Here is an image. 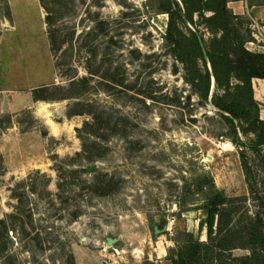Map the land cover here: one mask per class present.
Returning a JSON list of instances; mask_svg holds the SVG:
<instances>
[{
    "label": "rangeland",
    "instance_id": "1",
    "mask_svg": "<svg viewBox=\"0 0 264 264\" xmlns=\"http://www.w3.org/2000/svg\"><path fill=\"white\" fill-rule=\"evenodd\" d=\"M44 1L49 26L40 0H0V264H160L176 231L206 238L200 197L177 204L196 167L247 196L237 222L264 220L262 158L240 147L256 196L227 125L163 44L166 14L148 0ZM72 79L86 81L79 105L59 99ZM43 86L53 98L35 100Z\"/></svg>",
    "mask_w": 264,
    "mask_h": 264
},
{
    "label": "trees",
    "instance_id": "2",
    "mask_svg": "<svg viewBox=\"0 0 264 264\" xmlns=\"http://www.w3.org/2000/svg\"><path fill=\"white\" fill-rule=\"evenodd\" d=\"M229 1L148 0L146 6L155 14L167 15L162 34L164 46L169 55L181 64L182 77L192 93L201 103L208 104L210 100L216 114L227 125L230 141L239 148L248 191L258 196L259 191L251 181V166L240 147H246L261 156L264 183V119L260 117V103L254 97L252 86L254 78H264V52L247 48L248 42L255 41L253 33L256 31L252 29L251 19L247 15L233 12L228 6ZM40 4L46 12L45 24L49 26L53 22L51 13L44 0H40ZM184 17L194 29L186 25ZM205 32L209 34L208 38ZM47 33L52 41L48 27ZM85 84L84 79H72L68 87L71 91L59 99L76 98L74 105H79L81 100L78 99L84 94L82 86ZM48 90V86L35 89L34 99H52L45 94ZM83 112L75 111L70 115ZM84 125H88V122ZM242 137L248 139L243 140ZM185 187H191V192L177 204L186 211L189 210L185 207L187 204L196 203L193 201L194 196L200 197L201 203L197 208L204 211L205 217L200 221L199 228L200 231L205 230L206 238L202 240L189 230L176 231L169 237L174 245L167 248L166 259L171 264H264L262 216L260 213L250 215L245 211L241 212L242 220H235L240 212L235 203L245 201L246 195H226L216 186L213 175L202 167L192 170L190 181L185 182ZM262 192L264 194V189ZM0 224H4V221L1 220ZM234 249H243L247 253L234 255Z\"/></svg>",
    "mask_w": 264,
    "mask_h": 264
},
{
    "label": "crops",
    "instance_id": "3",
    "mask_svg": "<svg viewBox=\"0 0 264 264\" xmlns=\"http://www.w3.org/2000/svg\"><path fill=\"white\" fill-rule=\"evenodd\" d=\"M228 6L233 10L236 14L247 15L251 22L258 23V28L255 30L253 36L255 37V41H250L254 43V47L259 51L264 52V42H258L257 35L264 34V0H230L228 2ZM252 27V23H251ZM248 42V43H250ZM248 48V47H247ZM251 50L250 48H248ZM253 92L255 99L260 103V117L264 119V78H254L252 80ZM163 248V247H162ZM166 249L163 248L162 253H160L159 258H163L165 256ZM160 264H171V262L167 259L161 260Z\"/></svg>",
    "mask_w": 264,
    "mask_h": 264
},
{
    "label": "water",
    "instance_id": "4",
    "mask_svg": "<svg viewBox=\"0 0 264 264\" xmlns=\"http://www.w3.org/2000/svg\"><path fill=\"white\" fill-rule=\"evenodd\" d=\"M184 20H185V22H186V23H187L192 29H194V28L192 27V25H190V23L188 22V20L186 19V17H184ZM199 42H200V45H201V48H202L203 54H204V56H205V60L207 61V64H208L209 70L211 71V66H210V63H209L208 57H207V55H206V51H205L204 45H203L202 40H201L200 37H199ZM211 75H212V73H211ZM212 79H213V76H212ZM208 104H209L212 108H215V107L213 106V104L211 103L210 100H209V103H208ZM93 168H94V166L89 167L88 171L91 172V171L93 170ZM167 227H168V225L164 224V226H163L161 229L156 228V231H158L159 233H163V232L167 229ZM116 240H117L116 238H108V239H107V245H112L113 243L116 242Z\"/></svg>",
    "mask_w": 264,
    "mask_h": 264
},
{
    "label": "built area",
    "instance_id": "5",
    "mask_svg": "<svg viewBox=\"0 0 264 264\" xmlns=\"http://www.w3.org/2000/svg\"><path fill=\"white\" fill-rule=\"evenodd\" d=\"M255 23H256V21H255ZM258 23H256V25H257Z\"/></svg>",
    "mask_w": 264,
    "mask_h": 264
}]
</instances>
